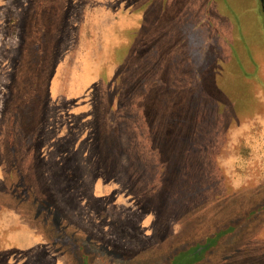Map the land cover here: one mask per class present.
<instances>
[{
	"label": "rangeland",
	"instance_id": "rangeland-1",
	"mask_svg": "<svg viewBox=\"0 0 264 264\" xmlns=\"http://www.w3.org/2000/svg\"><path fill=\"white\" fill-rule=\"evenodd\" d=\"M36 1L0 0V264H264V0H52L45 58Z\"/></svg>",
	"mask_w": 264,
	"mask_h": 264
},
{
	"label": "trees",
	"instance_id": "trees-1",
	"mask_svg": "<svg viewBox=\"0 0 264 264\" xmlns=\"http://www.w3.org/2000/svg\"><path fill=\"white\" fill-rule=\"evenodd\" d=\"M54 1L56 2V0H54ZM50 2L53 3L52 0H37L36 1V3H35L36 7H35L34 11H37L38 14H36L33 17L34 18L38 17V21L35 22V26L37 25V28H35V26H34V30L32 31V33L29 34L30 35V39H31L32 35H35V34L39 35V34H42V32H43V35L41 36L42 43L41 44L39 43V48L42 47L44 49V53L41 54L44 58L46 57L45 54L47 53V50H48V48H47L48 37L51 35V32H52L51 31L52 29H50V25H49V23L52 24V22H53L52 18H47L46 17V13H45L47 7L48 8L52 7V6H50ZM41 25L46 30V32L40 30ZM48 28H49V30H48ZM45 36L47 38H45ZM44 46H45V48H44ZM45 66H46V64L44 65L43 62H37V63H34L31 68H32V70L38 72V74H39V73H41L44 70ZM37 82H39V80ZM33 91H35V90H33ZM33 91H31L28 94V96L25 94L24 100L22 98V101H20V103L16 101L15 103L12 104V107L10 109L9 116H8V118H9L8 119V123L10 125H12V126H15V128H16V129H12V131H13L12 133H13L14 137H16L17 131L20 132L21 130L23 131V129L25 130L26 127H28L27 125H30L31 129L33 127L34 128L36 127V123H37L38 118H39L38 115H39V112H40L39 106H41L40 105L41 104L40 103V99L41 98L39 97V95L37 96V98H35V93H33ZM158 93L159 92H157V94ZM150 95H151V98L155 97V98L159 99V96H154L153 94H150ZM104 103H105V98L103 97L101 99L100 104L102 105ZM102 110L103 109H102V106H101L100 113L103 116L104 122H106L107 113H105L104 110L103 111ZM12 121H13V123H12ZM154 129H157V128L146 126L144 129L139 131L137 133V135L139 137L145 138V137H147V133H150L151 131H155ZM107 134H109V132H107ZM9 145L13 146L14 150L17 151V160H16L17 165H16V168L20 170L21 183L23 185L26 183L27 185L32 186V182H31V180L29 178V173H28L29 170H28L27 166L21 164L22 161H21L20 150L23 148L24 145L21 146L20 140L18 142H15V143L9 144ZM64 146H65V143H64ZM144 147H146V142L144 143ZM24 163H25V161H24ZM56 224H57L56 226L58 228H60L62 232H65V233L71 234V235L73 234L74 236L76 235L75 232L73 230H71L70 226L66 227L61 222L60 223L56 222ZM209 239L213 240L214 238H209ZM196 248H197V246L182 252L184 254V256H185V259H188V261H186L184 264L197 263V262L193 261V257L191 255L192 254L191 251H194ZM179 260H181L180 256H178V258H176V261L174 262V264H183V263L179 262Z\"/></svg>",
	"mask_w": 264,
	"mask_h": 264
}]
</instances>
